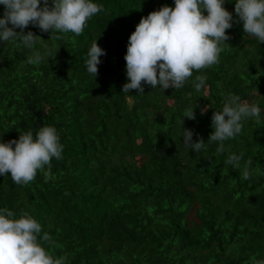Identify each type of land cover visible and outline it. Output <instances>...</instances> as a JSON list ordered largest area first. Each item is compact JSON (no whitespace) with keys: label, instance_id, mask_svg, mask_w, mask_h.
<instances>
[{"label":"trees","instance_id":"trees-1","mask_svg":"<svg viewBox=\"0 0 264 264\" xmlns=\"http://www.w3.org/2000/svg\"><path fill=\"white\" fill-rule=\"evenodd\" d=\"M93 2L104 11L79 36L24 29L40 36L36 50H51L38 66L27 62L34 49L0 41V140L51 125L64 145L47 179V166L27 185L0 175V208L33 216L42 243L65 264L264 261V43L244 32L237 0H225L234 20L219 63L194 71L178 90L144 84V93L122 92L129 37L142 17L175 0ZM96 41L106 55L95 78L85 60ZM197 75L207 77L199 92ZM257 93L259 119H244L241 133L217 152L219 142L208 141L213 114L228 95L250 101ZM189 108L196 119L183 118ZM183 127L194 130V140L202 137L205 149L185 148ZM241 153L240 170L225 163Z\"/></svg>","mask_w":264,"mask_h":264},{"label":"clouds","instance_id":"clouds-1","mask_svg":"<svg viewBox=\"0 0 264 264\" xmlns=\"http://www.w3.org/2000/svg\"><path fill=\"white\" fill-rule=\"evenodd\" d=\"M4 14L0 18V41L19 40L26 48L34 49L27 58L32 65H40L50 55L51 50L42 53L36 50L40 36L32 31L25 32L30 24L42 32L83 33L87 22L97 13L104 11L102 5L93 0H0ZM225 0H175V6L164 5L142 17L135 31L130 35L126 60L128 82L122 92L133 89L144 93V84L153 89H180L192 78L194 71L212 67L219 63L224 43L230 37L227 32L233 27V14L224 6ZM205 10L207 14H205ZM235 13L243 22L246 34L264 43V0H237ZM19 29V31H17ZM62 39L63 36H56ZM59 51V50H58ZM106 55L97 41L90 47L85 60L89 74L95 78L99 74L101 56ZM205 75H197L193 87L199 92L206 84ZM254 99L242 101L239 95L231 94L225 98L222 110L212 116V127L208 141L219 142L217 152H224V142L234 139L242 131V121L261 115L259 102ZM208 106L200 109L206 114ZM195 108L186 109L183 118L196 119ZM179 123L183 126L184 119ZM184 128V127H183ZM194 130L184 128L183 144L199 153L205 149L201 137L193 139ZM64 145L55 126L46 125L34 136L31 131L21 132L19 139L7 142L0 140V175L10 173L14 183L27 185L38 171L50 176L52 158L61 159ZM243 153L231 154L225 163L240 170ZM252 161L248 160L241 171V177H251ZM259 172V169L256 170ZM41 225L37 220L8 208H0V264H65V257H55L44 246L39 234ZM50 237L46 233L43 241ZM254 264H264L256 261Z\"/></svg>","mask_w":264,"mask_h":264},{"label":"rangeland","instance_id":"rangeland-1","mask_svg":"<svg viewBox=\"0 0 264 264\" xmlns=\"http://www.w3.org/2000/svg\"><path fill=\"white\" fill-rule=\"evenodd\" d=\"M142 161V158H140L139 160H138V162H141Z\"/></svg>","mask_w":264,"mask_h":264},{"label":"water","instance_id":"water-1","mask_svg":"<svg viewBox=\"0 0 264 264\" xmlns=\"http://www.w3.org/2000/svg\"><path fill=\"white\" fill-rule=\"evenodd\" d=\"M255 100H257V97L255 98Z\"/></svg>","mask_w":264,"mask_h":264}]
</instances>
